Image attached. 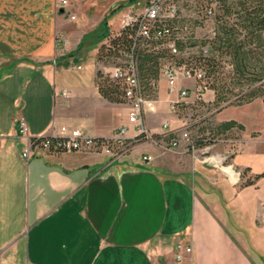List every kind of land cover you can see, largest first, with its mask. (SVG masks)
<instances>
[{
  "label": "crops",
  "instance_id": "crops-1",
  "mask_svg": "<svg viewBox=\"0 0 264 264\" xmlns=\"http://www.w3.org/2000/svg\"><path fill=\"white\" fill-rule=\"evenodd\" d=\"M70 2L74 10L69 0L64 7L57 0H0V261L258 264L248 251L264 250L258 245L264 242L262 97L212 115L213 125H242L219 133L234 142L229 160L241 172L238 185L186 152L181 118L167 108L176 94L168 93L162 75L155 110L145 116L156 141H134L118 157L99 149L21 157L31 137L60 126L107 137L125 124L127 138L134 134L128 103L104 98L96 82L97 70H106L97 52L113 22L106 15L92 31L78 0ZM92 36L101 37L97 46ZM56 37L66 43L56 44ZM208 94L211 103L214 94ZM19 115L28 136L16 129ZM174 137L175 146L160 143ZM178 242L191 247L181 261L174 258Z\"/></svg>",
  "mask_w": 264,
  "mask_h": 264
},
{
  "label": "built area",
  "instance_id": "built-area-1",
  "mask_svg": "<svg viewBox=\"0 0 264 264\" xmlns=\"http://www.w3.org/2000/svg\"><path fill=\"white\" fill-rule=\"evenodd\" d=\"M223 0H145L141 5L135 2L126 4L117 19L115 28L110 27L109 35L122 29L132 30V49H166L172 57H190L192 52L208 54V35L215 34L213 23L214 15L221 9ZM58 6L64 7L68 0H57ZM75 15L70 14L69 19ZM106 36L104 40L109 37ZM193 40L197 43L191 44ZM204 40V43L200 41ZM56 44L66 43V40L56 37ZM160 75L167 84L168 93H175L176 97L169 100V108L175 112L177 104L185 99L190 90L198 92L206 89V85L196 82L202 80L205 72L202 68L176 63L174 60L162 61ZM109 76L123 85V97L128 103V121L134 124V134L128 139V127L125 124L117 127L107 137L91 136L79 128L68 129L60 126L58 130L52 129L42 135L32 138H42L41 143L31 142L21 151V157L27 159L33 152L43 150L47 153L62 151H91L99 149L105 154L118 157L127 152L134 141H156V136L145 123L147 113L155 110L156 99L142 92V84L138 77L137 56L132 51L121 52L110 68ZM180 79L192 80V86L180 85ZM156 87V83L152 82ZM67 96L66 90L62 91ZM194 95V96H195ZM16 129L19 134L28 136V124L23 115L17 116ZM164 127H170L168 121L163 122ZM183 127V126H182ZM181 137L188 140L186 131ZM163 146H175L177 138H168L160 142ZM149 158V156H147ZM226 156L223 155L221 162ZM224 161V160H223ZM231 167L232 174L227 178L232 183L240 180L241 172ZM191 252V247L178 242L175 244L174 258L177 261L184 259ZM0 264H6L0 261Z\"/></svg>",
  "mask_w": 264,
  "mask_h": 264
},
{
  "label": "trees",
  "instance_id": "trees-1",
  "mask_svg": "<svg viewBox=\"0 0 264 264\" xmlns=\"http://www.w3.org/2000/svg\"><path fill=\"white\" fill-rule=\"evenodd\" d=\"M134 0H128L125 5ZM222 7L213 18L215 34L208 35V54L192 56L190 60L182 57H172L166 49H132V30L122 29L109 35L106 32L103 37L109 35L100 45L97 58L103 63L114 62L121 52L132 51L137 56L138 77L142 84V92L147 96L154 97L156 87L152 82L157 81L160 75L162 61L174 60L176 63H187L191 66L200 67L205 75L202 80L206 89L194 96L195 102L211 90L216 109L227 105H239L248 103L256 97L264 100V0H223ZM105 21V19H104ZM193 40L191 44L197 43ZM204 43V40L200 41ZM226 65L230 66L228 80L220 73ZM96 82L100 94L112 102L126 101L123 97V85L112 79L108 71L96 72ZM238 85L239 89L233 91L229 85ZM182 99L176 107L175 112L179 114ZM242 125L234 120L220 122L212 125L211 135H219L221 131L229 130L231 127ZM138 141V140H136ZM31 142L41 143L42 138H32ZM195 140L190 147H194ZM201 145V143H197ZM58 153V152H55ZM250 183V181H246Z\"/></svg>",
  "mask_w": 264,
  "mask_h": 264
},
{
  "label": "rangeland",
  "instance_id": "rangeland-1",
  "mask_svg": "<svg viewBox=\"0 0 264 264\" xmlns=\"http://www.w3.org/2000/svg\"><path fill=\"white\" fill-rule=\"evenodd\" d=\"M127 1L128 0H78V4H80L83 9L82 18H84L85 23H87V28L92 31H96L98 29L96 27L99 24V21L106 15H108L107 23H109L110 21L113 22L112 28H115L117 25V18L121 13V9L125 6V2ZM144 1L145 0H134L133 2L141 5ZM74 8L75 5L72 4L69 0L68 9L74 10ZM76 22L74 21L73 23L75 24ZM90 38L93 40L94 46H97V42L100 40L101 37L92 36ZM195 55H197V53L192 52L188 60H190L192 56ZM104 65L106 67L105 71L109 72L113 63L109 62L105 63ZM221 70L222 72L220 73V75H222L224 78H226V80H228L229 77L227 75L230 73V66L226 65ZM162 85L164 84L162 83ZM229 86L232 87L233 91H237L239 89L238 85L230 84ZM194 95L195 91L190 90V94L185 98V102H182V105L179 109V117L181 118V122L183 123V127L181 130L182 132L186 131L189 136V139H185L186 141H184L186 152L191 153L197 161L203 162L205 164L208 163L223 171L220 168V165L216 162L215 158H222V156L225 155L226 158L223 159L224 161H220V163L221 165L225 166L230 165L229 158L231 151L234 149V142L231 141L228 143V141H225L227 139L226 136L211 135V127L213 125L212 115L216 108L213 104L208 103V91L205 92V94H203L200 99L197 98L195 102H190L193 101ZM153 98H155V95ZM167 108L171 111V113H174V111H172L168 106ZM234 137L235 135H230V138ZM194 140L196 142V145L192 148L190 147V142L192 143ZM197 143H201V145H197ZM240 178H242V175H240ZM242 182L243 181H238L236 185ZM245 224L247 225V222H245ZM257 224H260V222L257 221L256 225ZM257 234L259 236H263L262 230L258 229ZM258 245L264 246V242H261ZM248 252H250L249 255L258 264H260L261 261L264 262V260L260 261V259H264V250H249ZM164 264L184 263H178L173 260L170 263L169 261H164Z\"/></svg>",
  "mask_w": 264,
  "mask_h": 264
},
{
  "label": "bare ground",
  "instance_id": "bare-ground-1",
  "mask_svg": "<svg viewBox=\"0 0 264 264\" xmlns=\"http://www.w3.org/2000/svg\"><path fill=\"white\" fill-rule=\"evenodd\" d=\"M216 162L220 165V168L227 174H232V171H231V167L229 166H225V165H221L220 161H221V158H215Z\"/></svg>",
  "mask_w": 264,
  "mask_h": 264
}]
</instances>
